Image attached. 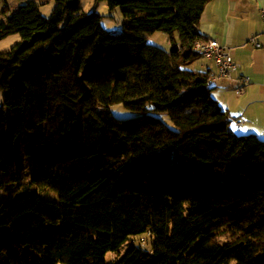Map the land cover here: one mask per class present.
Wrapping results in <instances>:
<instances>
[{"label": "trees", "instance_id": "1", "mask_svg": "<svg viewBox=\"0 0 264 264\" xmlns=\"http://www.w3.org/2000/svg\"><path fill=\"white\" fill-rule=\"evenodd\" d=\"M52 1L48 18L29 0L0 22V40L21 36L0 52V188L34 159L30 186L0 198V264H264V140L235 134L212 71L190 69L213 0H165L175 14L153 22L155 0H96L123 12L117 34L81 0ZM158 32L170 51L143 36ZM145 235L151 251L131 243Z\"/></svg>", "mask_w": 264, "mask_h": 264}, {"label": "crops", "instance_id": "2", "mask_svg": "<svg viewBox=\"0 0 264 264\" xmlns=\"http://www.w3.org/2000/svg\"><path fill=\"white\" fill-rule=\"evenodd\" d=\"M263 7L264 0H213L205 7L199 30L205 39H216L230 51L233 60L240 66L235 78L248 77L251 80L242 96H237L225 81L213 82L214 90L211 94L231 119L242 122L239 126L231 121L239 129L240 135L254 134L264 140ZM174 14L175 9L170 2L155 0L145 21L165 20ZM8 18L6 16L3 21ZM143 36L149 39L154 34L144 33ZM254 38L260 42L261 48L255 47L251 42ZM175 39L178 40L176 35ZM165 43L167 51H170L169 35ZM198 70H210L213 75L217 73L212 61L201 62Z\"/></svg>", "mask_w": 264, "mask_h": 264}, {"label": "rangeland", "instance_id": "3", "mask_svg": "<svg viewBox=\"0 0 264 264\" xmlns=\"http://www.w3.org/2000/svg\"><path fill=\"white\" fill-rule=\"evenodd\" d=\"M29 0H0V22H3L4 18L6 16H12L19 7L25 5ZM40 5V12L44 17H49L54 8L55 4L52 0H35ZM82 8L86 13H93L96 12L100 16H102V26L112 33H120L122 31V26L124 22V16L121 9L117 8L115 10H110V8L105 4L104 2H97L96 0H81ZM5 15V17H4ZM167 38V35L161 32L155 33L153 37H150L148 39V43L154 46H158L162 48L163 50H168L167 45L165 43V39ZM21 41L20 34H11L7 37L0 40V52H7L10 51L17 43ZM205 59H201L195 64L191 66V70H198L199 65L201 62H206ZM211 96L214 98V95L211 94ZM8 99V92L4 89H0V106H2L5 101ZM110 111L112 115L120 120H127L135 118L139 115V113L132 111L128 108H126L123 105H114L110 107ZM163 120L167 123L168 126L173 127L172 122L170 121L168 116L163 115ZM231 130L237 134H239V129L233 124H231ZM101 135L100 130H90L86 134V146L90 148L92 146V140L95 137H98ZM34 171V159L32 157L27 159L26 166H25V179L24 182L21 185H18L16 187L12 188H0V198H6L9 195L14 194L15 192L24 189L27 186H30L31 184V177ZM2 180V177L0 176V181ZM40 196L46 200L51 202H59V195L47 188H38ZM145 239L144 249L147 251H151L155 240L151 238L149 235L142 236L141 238L137 239V243L141 241V239ZM228 237H222V241L226 242V239ZM140 244V243H138ZM128 248V243L125 244L121 248L122 255L126 249ZM118 253H111L109 254V261H114L115 259H118L120 256Z\"/></svg>", "mask_w": 264, "mask_h": 264}, {"label": "built area", "instance_id": "4", "mask_svg": "<svg viewBox=\"0 0 264 264\" xmlns=\"http://www.w3.org/2000/svg\"><path fill=\"white\" fill-rule=\"evenodd\" d=\"M261 14L264 20V7L261 10ZM255 47L261 48L260 42L256 39L251 41ZM198 55L203 59L212 61L217 68V73L213 75V82L225 81L231 88L234 89L237 96H242L246 92L247 86L251 83L248 77L235 78V74L239 71L240 66L233 60L230 51L221 45L216 39H206L196 42ZM238 125L241 126L242 122L238 121ZM141 238V237H138ZM138 238H133L131 243H137ZM145 239H141L140 244H145Z\"/></svg>", "mask_w": 264, "mask_h": 264}, {"label": "bare ground", "instance_id": "5", "mask_svg": "<svg viewBox=\"0 0 264 264\" xmlns=\"http://www.w3.org/2000/svg\"><path fill=\"white\" fill-rule=\"evenodd\" d=\"M194 50H195V51L197 52V54H198L197 46H194ZM231 121H233V122H235V123L238 124L237 120H233V119H231Z\"/></svg>", "mask_w": 264, "mask_h": 264}]
</instances>
